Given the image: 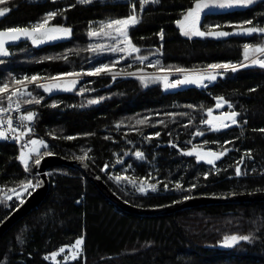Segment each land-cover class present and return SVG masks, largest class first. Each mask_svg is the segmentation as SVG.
Here are the masks:
<instances>
[{
  "label": "trees",
  "instance_id": "trees-1",
  "mask_svg": "<svg viewBox=\"0 0 264 264\" xmlns=\"http://www.w3.org/2000/svg\"><path fill=\"white\" fill-rule=\"evenodd\" d=\"M133 3L140 20L130 28L129 36L139 52L115 63L125 54L111 53L103 43L94 46L97 39L91 40L89 32H100L103 23L126 18ZM195 3L161 0L143 11L139 0H9L0 5L10 8L0 17V30L33 28L48 13L57 11L47 28L72 30L70 37L54 43L36 46L23 42L10 47L9 55L0 57V84L10 83L12 77L50 80L63 73L81 75L102 64L115 63L113 70L119 73L115 78L103 74L86 77L71 91L52 94L29 84L32 97L42 98L41 102L23 103L32 98L28 96L14 99L25 115L35 113L29 124L47 147L33 155L26 172L18 161L16 146L0 139V222L20 203L11 190L20 192L21 181H38L33 164L45 153L77 159L87 152L84 160L102 181L123 201L137 207L164 206L189 196L264 191V132L259 131L264 129V68L249 64L235 72L221 70L214 81L203 86L173 90L165 89L163 80L142 83L139 78L122 75L139 69L159 72L238 64L245 61V44L264 45V34L191 39L182 35L176 21ZM248 20L264 27V0L242 10L206 13L201 17V30L231 33L234 28L229 25ZM210 25L220 27L210 29ZM137 57L147 59L141 63ZM218 97L232 105L222 107L225 113H238L237 124L213 131L202 121L208 120L209 109L216 111ZM92 100L97 102L89 103ZM137 120L146 122L138 125ZM197 132L203 135H195ZM225 148L228 151L214 165L185 154L193 149L219 154ZM249 150L251 159L246 155ZM137 151L144 154L143 159L136 158ZM237 166L241 176L236 175ZM118 175L135 180L137 185L145 181V187L156 184V191L141 194L128 180L117 182L114 177ZM48 179L49 190L40 205L0 238V264H264V202L142 217L116 208L77 169H52ZM177 183L182 186L179 190ZM230 235L253 239L220 248L224 237ZM81 236L83 251L77 259L57 263L46 259Z\"/></svg>",
  "mask_w": 264,
  "mask_h": 264
},
{
  "label": "snow or ice",
  "instance_id": "snow-or-ice-1",
  "mask_svg": "<svg viewBox=\"0 0 264 264\" xmlns=\"http://www.w3.org/2000/svg\"><path fill=\"white\" fill-rule=\"evenodd\" d=\"M79 3H90L91 0H78ZM161 0H139V6L140 11H143L146 6L150 4H159ZM256 2V0H196L195 6L189 8L182 16V19L180 21H177V24L180 28V32L182 35L188 37L191 39L192 37H205V36H212L214 38H221V37H227L229 35H252V34H264V27H259L253 25V21L248 20L244 21L241 24L238 25H229V27H233V32H226V31H208L204 32L201 30V17L202 13H204L205 9L212 7H218L221 9L225 8H232L236 6H242L247 7L249 5H252ZM9 3V0H0V5H6ZM10 8L7 6L0 7V17H4L7 13H9ZM59 14V11L57 12H50L46 15V18L39 24L35 25L33 28H9L6 30H0V57L8 56L9 52L7 51V44L15 42L17 40H20L21 38L30 39L33 45H39L42 43H46L49 41L57 40V39H66L70 37L72 30L67 27L62 26H56V27H50L46 28L45 26L49 23V21ZM140 17L137 14L135 3H133L132 11L129 16L123 19H116L112 21H108L106 23H103L100 29V32L96 31H90L89 36H96L101 33L107 35L108 33H104V28L107 27L108 29L113 30L116 33V36L113 37V39L116 40V44L112 46L111 51L112 52H122L125 55L121 56L119 60H117L115 63H119L120 60L125 59L127 56H131L132 54L139 52V49L132 43L131 38L129 36V30L131 27L135 26L137 23H139ZM244 25H252L250 27H245ZM219 28V25L215 26H209V28ZM161 39L163 38V33L160 34ZM123 44V47H120L118 45ZM92 51H95L96 49H91ZM253 53H261L264 54V45H256L252 46L250 44L244 45V60L249 61L251 65H258L260 68H264V58H252L249 60L250 55ZM143 63L147 57H137ZM115 63L112 65H102L100 67H97L93 69L91 72L87 73L88 75H99L101 73H109L111 68L115 66ZM159 64V61H156V65ZM151 65V66H156ZM249 66L248 64L241 63L239 67H246ZM211 69H220L223 68L225 70L230 69L231 71L235 72L237 70V65L234 64H211L208 66ZM162 71H166L163 70ZM170 71V70H168ZM176 71H183L182 69H176ZM79 73H63L60 74V76H79ZM115 75H119V73H116L113 75V78H115ZM217 78L216 74L207 73V74H198V75H185L183 79L175 80L172 82L168 81L167 76L163 77H143L141 76V82L147 83L155 80H163L164 81V87L165 89L169 88H176L180 85L185 84H195L197 86H203V82L205 80L208 81H214ZM41 77L39 76H24L21 79H17L15 77H12V80L10 83H3L0 84V100H6L7 101V107H0V114L8 113L10 111H19L20 109V103L17 102L15 104V109H13V100L16 99L19 101V98L22 96H28L32 97V93L28 90L29 84H35L38 88H43L45 92H51L54 90V88L60 87L59 85H45L38 83L40 81ZM51 80H57L59 77H51L49 78ZM76 83L75 80L71 81V84L74 86ZM18 86V87H14ZM65 91H70V87L63 88ZM250 91H255V89H251ZM42 98H36L32 97L31 99L24 100L23 103L31 104L36 103L39 104L41 102ZM97 101L92 100L89 101V103H96ZM225 104L229 108L232 107L230 103H228L223 97L217 98L216 108H222ZM55 106V105H53ZM188 107H192L189 105ZM212 109L208 110V115L212 116ZM238 116V113L235 111H232L230 114H222V117H216L214 119L221 121L219 124V127L213 123V120H206L202 121V123L208 124L211 127V130L218 131L220 127L228 128L231 125H236L237 120L236 117ZM35 118V113L29 111L26 115H21L19 117L21 121V125L18 127H26V125L23 122L31 123L33 119ZM227 121V122H224ZM145 120H137L136 124H144ZM7 124V129H2V126L4 124ZM0 139H7L6 132L10 131L12 133L17 132V127H13V118L9 116L7 121L0 120ZM32 129L29 127L27 128V132H31ZM259 131L264 132V129H259ZM26 133L24 131H21L19 135L13 136V139H15L17 142H19L20 138L24 136ZM155 136H159L160 133H155ZM195 135H203L201 132H197ZM149 139L151 137H148ZM66 139H74V137H66ZM30 145H32L31 148L28 149V152L21 151L19 159L21 163L24 165V170L26 172L30 171L28 158L29 155L33 152H38V149L36 148L37 145L47 147L46 144H44V141L42 140H30L28 142ZM231 141H225V144H229ZM175 147V145H173ZM228 151L227 148H225L224 152H221L219 154L215 152H205L201 153L197 151L196 149H193L192 151H189L185 153L186 155L192 156L195 154L197 161H203L206 157H209L206 159V162L209 165H214V161L220 159L221 156H223ZM45 155H51V153H45ZM248 158L251 157V151L246 154ZM135 156L137 159H143L144 154L140 151L135 152ZM41 157L40 159L35 160V165L39 167L41 163ZM88 158L87 152L84 154V156L77 157L79 160H84ZM242 163V160H241ZM107 167V166H105ZM243 173L239 166L236 168V175L241 176ZM205 178H207V174H205ZM114 179L117 182H120L121 180H128L129 183H132L134 186H136V191H138L141 194H147L149 190L156 191V184H149L147 187H145V181H141L138 185L135 180H129L128 177H122V176H116ZM41 187V182L36 181L35 184H33L32 180H26L21 181V189L20 192H15V190H11L15 193L16 198L20 201L21 204L24 203L23 195H31L33 191H35L37 188ZM164 187L167 189V185H164ZM182 186L177 183L176 188L179 190ZM193 187H195L193 185ZM7 200L11 201L12 196H7ZM8 206V205H6ZM10 207V206H9ZM253 237L244 235V236H237V235H230L225 236L224 240L222 242L221 246L224 247H233L236 246L241 241H248L251 242ZM17 240L23 243V240H21L20 237H17ZM83 244H84V237L81 236L78 238L74 245L72 246L73 249H75V252L72 256V259L75 260L78 258L80 253L83 251ZM60 252H64V248L60 249ZM53 258L56 257L57 253L51 254ZM47 259V257H46Z\"/></svg>",
  "mask_w": 264,
  "mask_h": 264
},
{
  "label": "water",
  "instance_id": "water-1",
  "mask_svg": "<svg viewBox=\"0 0 264 264\" xmlns=\"http://www.w3.org/2000/svg\"><path fill=\"white\" fill-rule=\"evenodd\" d=\"M31 29V28H29ZM23 42H31L30 39L21 38L15 42L7 44V51L10 47H14ZM39 167L33 164V171L41 182V187L37 188L32 194L27 195L1 222H0V238L12 227L32 212L44 199L49 190L48 173L55 168H67L79 170L94 187L102 194L110 203L119 210L142 217L164 216L191 208H200L205 206L225 205L264 202V191H255L241 194H230L226 196H189L171 204L164 206L144 208L133 206L120 197H118L98 174L84 160L70 159L60 155L51 154L42 156ZM220 248H227L219 246Z\"/></svg>",
  "mask_w": 264,
  "mask_h": 264
},
{
  "label": "rangeland",
  "instance_id": "rangeland-1",
  "mask_svg": "<svg viewBox=\"0 0 264 264\" xmlns=\"http://www.w3.org/2000/svg\"><path fill=\"white\" fill-rule=\"evenodd\" d=\"M260 0H256V2H258ZM255 2V3H256ZM254 3V4H255ZM253 5V4H252ZM195 6V5H194ZM251 5L247 6V7H242V6H236V7H232V8H225V9H221V8H218V7H212L210 6L209 8L205 9L204 13H202V16L206 13H222V12H228V11H233V10H242V9H245V8H248L250 7ZM120 19H123V18H120ZM182 19V18H181ZM181 19L177 20V21H180ZM116 20V19H115ZM177 21H176V27L178 28L179 32H180V28L177 24ZM47 28V25L45 26ZM104 33H108L107 35L101 33L99 35H96V36H89L91 40H96L97 41H93V45L94 46H100L101 43H103V46L105 47H108L109 48V51L111 53H115V52H112L111 51V48L113 45L116 44V40L113 39V37L116 36V33L111 30V29H108V32L104 31ZM181 33V32H180ZM199 37V36H196V38ZM63 39H57V40H53V41H49V42H46V43H42V44H39V45H36V46H41V45H45V44H49V43H54V42H57V41H61ZM120 47H123V44H120L118 45ZM117 53V52H116ZM124 54V53H123ZM261 53H258V54H255L254 56H252L251 58H249V60H251L252 58H264V55L260 56ZM124 56V55H123ZM128 57V56H127ZM118 57L114 58V60H117ZM242 63L244 64H250L249 61H243ZM241 63H238V64H234V65H237V68L239 67ZM102 65H105V64H102ZM100 65V66H102ZM98 66V67H100ZM97 68V67H96ZM95 69V68H94ZM221 70H225L223 68H220V69H211V68H206V69H194V70H183V71H159V72H150V71H146V70H143V69H139L138 71H135L133 72L134 75H131L129 77H133V78H139L141 76L143 77H163V76H167L168 77V81L169 82H172V81H175V80H180V79H183L185 75H189V76H192V75H198V74H207V73H212V74H216V72L218 71H221ZM230 70V69H228ZM92 71V70H91ZM91 71H88V72H85V73H82L81 75L79 76H67V77H62V76H59L60 78L57 79V80H54L52 83H44L45 85H59L60 87L58 88H54L53 91L51 92H44L47 93V94H52V93H57V92H68V91H65L63 90V88L65 87H70L71 90L74 88V86L79 82V80L83 79V78H86V77H95V76H98V75H88L87 73L91 72ZM103 75H114L116 74V72L113 70V67L111 68L110 72L109 73H101ZM99 74V75H101ZM72 80H75L76 83L75 85L73 86L71 84V81ZM162 80V79H161ZM212 81H208V80H205L203 82V85L207 84V83H210ZM185 86H197L195 84H185V85H180L178 88H183ZM43 89V88H42ZM70 90V91H71ZM222 114H228V113H225L222 108H219L217 109L216 108V111L212 113V116H209L208 115V120H213V123L216 124L218 127H219V124L221 123V121H218L214 118L216 117H222ZM224 122H227V121H224ZM223 127H220V129H222ZM42 146L40 145H37L36 148L38 149V152L40 150ZM197 151L201 152V153H205V152H212V151H209V150H203V149H196ZM25 152H28V150H23ZM192 151V150H190ZM38 152H33L29 155V158H28V163L30 164L32 158H33V155H36L38 154ZM218 154V153H217ZM19 156H20V153L18 155V161L19 163L24 166L20 159H19ZM195 156V154H194ZM196 157V156H195ZM209 158V157H206L205 160H203L202 162H206V159ZM221 158V157H220ZM85 161V160H84ZM217 161V160H215ZM214 161V162H215ZM208 164V163H207ZM74 245V244H73ZM72 245V246H73ZM72 246L70 247H63L64 248V252H60V249L55 252L57 253L56 257L53 258L52 255H48V259L49 261L53 262V263H57V262H67V261H72V256L75 252V249L72 248ZM81 254V253H80Z\"/></svg>",
  "mask_w": 264,
  "mask_h": 264
},
{
  "label": "built area",
  "instance_id": "built-area-1",
  "mask_svg": "<svg viewBox=\"0 0 264 264\" xmlns=\"http://www.w3.org/2000/svg\"><path fill=\"white\" fill-rule=\"evenodd\" d=\"M122 75L131 76L134 74L133 73H127V74H122ZM53 81L54 80H51V79L50 80H41V81H38V83H41V84L45 83L46 84V83H52ZM15 87H18V86H15ZM178 87L170 88V89L173 90V89H177ZM16 103H17V101L13 100V109H15ZM0 107H7V101L6 102L0 101ZM21 115H25L21 106H20L19 111L13 110V111H10L8 113L0 114V120L7 121L9 116H11L13 118V127H17V132L16 133H12L10 131L6 132V136L8 138L5 139V141L8 144L16 146L19 153L22 150H28L29 148L32 147V145H30L28 143L30 140H42V141H44V139L39 134H37V132L32 128L31 124H29L28 122H23L26 125V127H23V128L18 127L19 125H21V121L19 119V117ZM29 127L32 129L31 132H27V128H29ZM2 129H7L6 123L2 126ZM2 129H0V130H2ZM21 131H24L26 134L20 138L19 142H17L15 139H13V136L19 135V133ZM44 144H45V141H44ZM43 148L44 147L42 146L40 149H43Z\"/></svg>",
  "mask_w": 264,
  "mask_h": 264
}]
</instances>
